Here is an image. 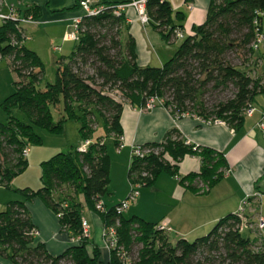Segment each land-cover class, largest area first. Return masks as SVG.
I'll return each instance as SVG.
<instances>
[{"label": "trees", "instance_id": "obj_1", "mask_svg": "<svg viewBox=\"0 0 264 264\" xmlns=\"http://www.w3.org/2000/svg\"><path fill=\"white\" fill-rule=\"evenodd\" d=\"M116 6L105 5L101 15L82 17L73 52L59 60L55 83L45 87H40L44 64L23 44L26 36L22 22L0 20V59H8L18 76L15 93L3 104L9 121L0 122V185L8 187L27 170L23 151L41 143L37 129L63 133L65 124L75 120L82 140L91 141L88 150L56 155L43 164L41 189L19 190L26 201L41 199L74 238L82 234L84 204L72 197H56L67 187L80 191L85 206L106 228L117 229L120 246L136 264H264V245L256 247L252 240L243 238L240 213L228 214L209 235L195 242L183 238L172 242L169 233L159 230L157 224L119 215L121 203L106 209L102 202L111 194L112 159L103 137L92 142L95 131L102 127L120 148L125 104L145 110L153 98L159 99L176 120L200 117L241 129L245 112L255 108L254 101L264 96V83L240 69L251 66L260 50L254 45L259 34H264V0H212L206 22L194 27L193 35L185 38L161 67L139 65L135 40L127 34L125 15L114 14ZM147 13L150 25L165 41L178 40L175 31L183 27L176 22L184 15L174 17L169 0H147ZM230 54L243 57L242 64L234 65ZM231 87L236 91L233 98L212 108L207 106L205 97L210 90L227 91ZM53 108L60 116L58 122ZM15 109L25 114L27 122L12 115ZM140 147L151 150V154L132 159L128 180L141 188L151 186L163 171L176 175L186 156L201 162L199 172L181 180L197 194L211 191L230 169L222 153L188 144L176 128L162 142ZM99 204L105 213L97 210ZM34 230L26 202H11L0 213V260L10 264H102L99 248H89L90 239L55 257L44 244L34 245ZM109 264H121L118 251L112 253Z\"/></svg>", "mask_w": 264, "mask_h": 264}, {"label": "crops", "instance_id": "obj_2", "mask_svg": "<svg viewBox=\"0 0 264 264\" xmlns=\"http://www.w3.org/2000/svg\"><path fill=\"white\" fill-rule=\"evenodd\" d=\"M90 1L94 5L105 6L126 5L136 0ZM169 1L173 7L174 17L179 13L184 15L181 16L182 20L176 22L183 27L180 31L183 36L181 39L184 40L193 35L194 27L206 22L212 0ZM11 9L20 20L33 21L28 24L22 23L26 39L28 37L30 41L32 39L28 36L29 30L44 27L49 32H58L63 42L72 43L73 41L68 40L71 33L69 31L73 28L74 21L85 15L78 5V0H2L0 14L10 15ZM124 15L128 26L127 34L135 40L139 65L152 66V63L157 60L163 66L166 63V56L158 53L160 50L169 51L167 46L172 43L165 41L152 25L143 26L134 8H127ZM34 30L37 31V29ZM23 44L25 45L24 42ZM74 47L71 48L72 52ZM30 49L38 54L35 48ZM152 50L153 53L158 51L156 56L152 55ZM254 104L257 111L252 116L246 117L244 126L236 130L226 124H209L192 116L176 120L160 104H156L153 109L140 110L126 103L122 117L124 136L120 148H117V156H120L119 160L122 161L124 173L126 169L129 172L132 151L136 146L160 143L175 128L182 133L188 144L222 153L230 169L211 191L207 194H197L181 184V180L191 173L199 172L201 162L196 157L186 156L176 175L163 171L151 186L144 187L138 199L132 202L133 207L128 210L131 211V215L128 214L125 217L128 219L139 217L157 225L167 224L171 229L169 235L173 233L188 240L196 236L201 229L217 224L225 215L240 213L244 208L246 211L257 209L256 207L264 202V131L259 127L264 123V96H259ZM112 140L114 144V138ZM27 160H31V151ZM176 177L181 180L177 181ZM126 180L128 177L125 179L124 176L121 186L122 198L110 208L119 205L128 197L129 180ZM111 183H113L112 167ZM25 202L37 231L34 245L44 244L48 252L57 257L77 244L76 238L62 227L58 216L41 199L34 198L26 201L25 198ZM82 202L85 205L83 200ZM104 206L110 209L105 204ZM89 213L88 217L83 214L90 226L91 246L89 248L92 250L93 247H98L102 264H109L112 255L105 245L104 223L98 215L91 211ZM169 237L171 240V236ZM5 263L10 264L6 261Z\"/></svg>", "mask_w": 264, "mask_h": 264}, {"label": "rangeland", "instance_id": "obj_3", "mask_svg": "<svg viewBox=\"0 0 264 264\" xmlns=\"http://www.w3.org/2000/svg\"><path fill=\"white\" fill-rule=\"evenodd\" d=\"M235 1V0H231ZM34 29H37L34 30ZM264 30V28H263ZM69 31V30H68ZM71 32V33H70ZM70 34L75 33V28H71L69 31ZM30 34V35H29ZM29 38L32 41L27 39L24 40L25 46L28 48H35L38 51L43 64H44V75L40 81V87H45L48 84H53L56 81L57 70L59 67V60L62 58H68L71 55L72 47L75 46V43L63 42L62 38L59 37L58 32H49L44 27L40 28H31L29 30ZM184 40L180 39L172 44H169V51L160 50L155 51L152 55L160 54L161 56H166V62L170 60L172 54L177 50L178 46L182 44ZM38 48V49H37ZM157 52V53H156ZM159 56V55H158ZM154 58V57H153ZM257 60H256V59ZM252 61V65L247 69L240 67L241 70L247 71L248 75H251L254 79L261 80L264 83V43L260 45V50L257 51L256 56ZM155 59V58H154ZM229 59L234 65H240L243 62V57L239 55H229ZM260 60V61H259ZM162 64L158 63L156 60L152 63V67H161ZM18 76L17 73L12 69L8 59H0V122L7 124L9 121V114L4 109L3 104L7 98L15 93V82H17ZM235 89L231 87L227 91L222 90H210L207 96L205 97V103L209 107H215L220 103H225L235 95ZM55 121L58 122L60 116L54 110ZM12 115L19 120L27 122L25 114L19 109L12 110ZM36 134L39 136L41 143L38 145H31V160L28 161L27 170L16 177L14 181L8 186L0 185V213L5 212L8 209V205L11 202L15 201H25V196L22 195L19 190L31 189L39 190L44 186L43 182V164L51 161L56 155L60 153H72L75 154L78 148L83 144L82 137L79 132V124L75 120H69L65 124V130L63 133L50 132L48 130L37 129ZM104 138V144L107 146V152L112 159V171H113V183H111L110 188L113 190L110 195L103 197V204L110 208L116 202H119L122 198V182L128 177V169L124 173L122 161L119 160L120 156H117L118 150L113 144L111 137H107L104 133L102 127H98L95 131L92 142L98 141L99 138ZM128 181V180H126ZM117 187V188H116ZM129 191L131 192L132 186L128 182ZM144 189L142 187L140 192ZM129 192V193H130ZM57 198L61 200L68 199L72 197L76 202H82L83 196L80 195V191L73 187H67L63 191L57 193ZM125 201V200H123ZM122 201V202H123ZM121 202V203H122ZM260 202V201H259ZM256 208L251 211H246L243 214V227L241 234L244 239L252 240L253 244L256 247H261L264 245L263 237L256 229V224L259 219L264 218V202H261ZM134 204L131 203L132 208ZM245 209V208H244ZM85 217H88L90 214L86 206L83 207ZM131 211H126L125 216L130 214ZM131 215V214H130ZM227 216V215H225ZM224 216V217H225ZM164 223H162L163 225ZM161 225V224H160ZM165 225V224H164ZM216 224L209 225L196 234V236L188 239L190 242H195L197 239L209 235L213 230ZM168 226V225H167ZM168 228H170L168 226ZM171 230V229H170ZM172 242H177L182 239L176 234L171 233ZM257 249V248H256ZM219 264V263H216Z\"/></svg>", "mask_w": 264, "mask_h": 264}, {"label": "built area", "instance_id": "obj_4", "mask_svg": "<svg viewBox=\"0 0 264 264\" xmlns=\"http://www.w3.org/2000/svg\"><path fill=\"white\" fill-rule=\"evenodd\" d=\"M78 4L80 6V8L84 11V13L87 16H98L101 15L102 13L105 12L106 7L105 6H98V5H94L90 0H78ZM127 8H134L136 13H137V17L139 22L143 25V26H147L150 25V18L148 16L147 13V0H136L130 4H126V5H117L114 9V14L116 16H121L122 14H124V11ZM12 19L14 21H18V22H22L24 24H28V23H33V21L31 19H23L20 20L14 13V10L11 9V13L10 15H4V14H0V20H9ZM82 18H78L74 21V28H75V33L70 34L68 37L69 41H73L75 42L78 38V33H79V27L81 24ZM258 24V23H256ZM175 34L177 35L178 39L182 38V34L179 30L175 31ZM264 43V34L260 33L258 38H257V42L254 45V48L256 50L260 49V45ZM156 104H160L162 105V102L157 99V98H153L149 101V104L147 106V108L145 110H149V109H153L155 107ZM257 111V109L250 107L246 112L245 115L248 116H252L255 112ZM199 120H201L202 122H206L209 124L212 123H218V124H226L225 122L222 121H216V122H207L204 121L202 118L200 117H196ZM227 125V124H226ZM260 129L262 131H264V123L261 124ZM91 145V141H85L83 142V144L78 148V150L80 152H86L88 150V148ZM30 154V149L27 148L23 151V158L28 159ZM151 154V150H143V148H141L140 146H136L133 151H132V159H138V158H142L144 159L145 156ZM177 181H180L181 179L179 177H176ZM131 192L129 193L128 197L125 199V201H123L120 206L117 208V213L119 215L124 214L127 210H129V207L131 205L132 202L136 201L138 199V197L140 196V189H141V185H131ZM247 203L245 204L246 207ZM97 210L99 212L105 213L106 209L104 208V206L102 204H99L97 206ZM246 213V210L243 209L240 212L241 217L243 216V214ZM243 218V217H242ZM159 230H163L166 231L168 233H170V228H168L167 224H161L158 225L157 227ZM256 229L258 230V232L261 234V236L263 237V243H264V218H260L258 223L256 224ZM32 235L35 238V236H37V231L34 230L32 231ZM104 241H105V245L106 248L108 249V251L110 252V254L112 255V253L114 251H118L119 256L121 258V264H136L128 255L127 251L122 248L119 244V238H118V233H117V229L115 227L112 228H104ZM91 237V232H90V226L88 224V222L83 219L82 222V234L80 237L76 238L75 241L77 244H80L81 242H84L85 240H89ZM0 264H6L5 262L0 260Z\"/></svg>", "mask_w": 264, "mask_h": 264}]
</instances>
